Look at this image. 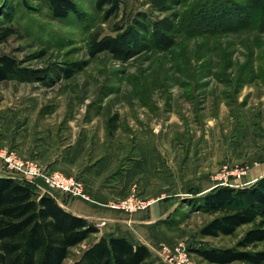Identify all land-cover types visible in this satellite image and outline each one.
Masks as SVG:
<instances>
[{"label":"rangeland","instance_id":"obj_1","mask_svg":"<svg viewBox=\"0 0 264 264\" xmlns=\"http://www.w3.org/2000/svg\"><path fill=\"white\" fill-rule=\"evenodd\" d=\"M71 1L78 13L65 19H56L43 0L0 2V29L15 30L0 43V58L17 64L14 76L0 82V147L16 148L21 139L54 153L86 136L90 155L101 159L119 147L120 171L147 143L157 147L158 163H221L210 174L215 186H243L245 163H260L264 154V16L254 25L211 30L215 18L191 19H202L195 8L208 0H121L110 18L97 0ZM137 22L132 57L92 54L95 40ZM75 63L84 69L68 78ZM131 196L145 200L137 191ZM197 206L183 200L170 224L183 234L177 244L188 256L209 264L193 249L233 248L251 226L234 236L201 237L214 217ZM87 244L72 249L64 264H73Z\"/></svg>","mask_w":264,"mask_h":264},{"label":"trees","instance_id":"obj_2","mask_svg":"<svg viewBox=\"0 0 264 264\" xmlns=\"http://www.w3.org/2000/svg\"><path fill=\"white\" fill-rule=\"evenodd\" d=\"M43 1L56 19L78 13L71 0ZM252 3L244 7L231 4L229 0H208L195 8L202 14V19H191L204 24L209 17L215 18L217 22L210 26L211 30L254 25L258 16H264L256 6L263 5L264 8V0H252ZM121 4V0L96 1L97 9L105 12L107 18L117 15ZM262 23L264 25V21ZM138 25L137 22L125 29L120 27L115 36L95 40L92 54L108 52L118 58L132 57V47L139 39ZM13 34L15 30L11 27L0 29V43ZM16 69L14 59L1 57L0 82L12 78ZM83 69L84 64L75 63L67 69V77L72 78ZM189 201H194L199 210L214 217L200 230L201 237L234 236L241 227L251 226L233 248L204 247L193 249V253L209 264H264V247L259 248L264 245V177L243 188L217 186ZM170 222L171 217L165 221L171 226ZM99 234L100 229L93 223L66 211L53 195L39 194L30 183L0 176V264H64L72 249ZM73 264L158 263L153 261L150 250L143 244L133 245L125 238L101 236L88 244Z\"/></svg>","mask_w":264,"mask_h":264},{"label":"crops","instance_id":"obj_3","mask_svg":"<svg viewBox=\"0 0 264 264\" xmlns=\"http://www.w3.org/2000/svg\"><path fill=\"white\" fill-rule=\"evenodd\" d=\"M214 134L212 141H215ZM208 140L211 141L210 138ZM88 147L89 139L85 136L54 153L30 147L21 139L13 149L24 158L37 161L50 172L60 171L82 182L90 201L70 198L61 193L53 196L62 208L75 216L83 217L94 225L100 221L106 222L100 234L88 244L101 236L125 238L133 245L148 247L153 261L158 263L162 245L174 246L184 240L183 234L174 233L165 221L173 216L183 200L201 197L216 187L210 174L221 163H158L157 147L140 143L134 151V162L127 163L126 168L119 171L122 163H115L120 153L118 146H114L105 159L90 155ZM215 154L212 153L213 158H216ZM248 155L246 159H252V152ZM260 161L245 163L250 170L242 179V188L264 177V154ZM193 174L196 175L195 179L192 178ZM0 176H7L1 165ZM135 191L141 199L153 201L147 210L126 213L108 206L130 197Z\"/></svg>","mask_w":264,"mask_h":264},{"label":"built area","instance_id":"obj_4","mask_svg":"<svg viewBox=\"0 0 264 264\" xmlns=\"http://www.w3.org/2000/svg\"><path fill=\"white\" fill-rule=\"evenodd\" d=\"M0 165L5 170L7 176L34 185L35 188L41 192L40 194L49 193L51 195H56L61 193L70 198H80L90 201L81 181L59 171L49 172L37 161L22 157L14 149L0 147ZM232 174L238 178L241 176V173L238 171H234ZM152 202V200H140L136 196H130L124 200L112 202L108 204V206L126 213H134L147 210ZM105 225V221H100L95 226L98 229H102ZM158 263L196 264L188 256L187 250L182 244H177L173 248L162 245L159 252Z\"/></svg>","mask_w":264,"mask_h":264}]
</instances>
